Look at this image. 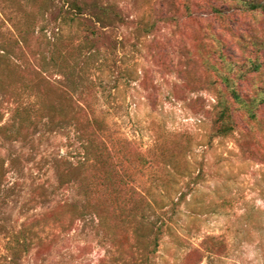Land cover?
<instances>
[{"label":"rangeland","instance_id":"1","mask_svg":"<svg viewBox=\"0 0 264 264\" xmlns=\"http://www.w3.org/2000/svg\"><path fill=\"white\" fill-rule=\"evenodd\" d=\"M238 7L0 0V264H147L155 248L149 264H264V107L213 138L217 96L196 80L208 75L202 49L213 33L234 56L242 34L264 40V8ZM26 42L47 84L87 99L103 121L97 157L73 123L49 116L14 138L5 69ZM91 200L115 211L100 216Z\"/></svg>","mask_w":264,"mask_h":264},{"label":"trees","instance_id":"2","mask_svg":"<svg viewBox=\"0 0 264 264\" xmlns=\"http://www.w3.org/2000/svg\"><path fill=\"white\" fill-rule=\"evenodd\" d=\"M237 2L241 11H259L264 8V0H237ZM74 4L80 10V6L76 2ZM213 8L222 13L217 7ZM104 9L106 10V8ZM144 29L146 32H151V29ZM236 34L233 32L230 35L235 36ZM236 40L240 43V45L237 43V46L241 53L239 52L235 56L226 51V41L215 33H213V40L206 43L202 49L206 55L202 57L201 64L204 66L203 71L208 75L196 80L201 84L200 89H212L217 96L212 111L214 113L212 117L213 138L228 136L238 128H242L241 120H246L247 123L251 120H258V113L264 107V40L247 38L244 34ZM13 54L15 57H9L5 73L11 75L12 79L10 92L14 97L15 112L13 117L17 124L14 128V138H20L19 136L26 126L33 120L38 121L44 116H49L55 122L73 123L79 138L84 143L86 156L89 159L97 157L101 141L104 142L101 135L104 125L103 121L95 114L93 106L88 103L87 99L80 100L73 96L69 89L60 87L54 89L47 84V78L42 76L46 70L44 64L37 65L33 62L36 57L38 58V55L32 45L27 42L26 47L19 44L14 48ZM6 56L8 57V55ZM158 58L163 69L166 70V57L160 55ZM170 71L178 74L183 72L187 78V70L182 71V68H174ZM40 77L42 80H39ZM37 81L41 82V88L36 84ZM176 85L178 87L179 83ZM52 92L55 101L47 105L46 102L50 101ZM176 96L179 98L178 93ZM133 156L142 162L147 161L138 151ZM100 196L98 199L102 200ZM113 205V201L105 203V205H101L99 201L91 200L90 202V206L95 208L93 212L100 216H103L108 209L115 211ZM213 239L214 237H209L207 242H213ZM158 244L159 237L155 245ZM207 249L214 250V248L210 249L209 245ZM155 250L156 248L151 249L145 255L144 259L147 264Z\"/></svg>","mask_w":264,"mask_h":264}]
</instances>
